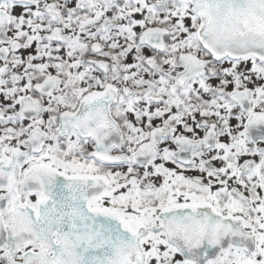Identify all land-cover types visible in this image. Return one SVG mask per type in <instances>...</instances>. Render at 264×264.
<instances>
[{"label": "snow or ice", "instance_id": "1", "mask_svg": "<svg viewBox=\"0 0 264 264\" xmlns=\"http://www.w3.org/2000/svg\"><path fill=\"white\" fill-rule=\"evenodd\" d=\"M0 264H264V0H0Z\"/></svg>", "mask_w": 264, "mask_h": 264}]
</instances>
